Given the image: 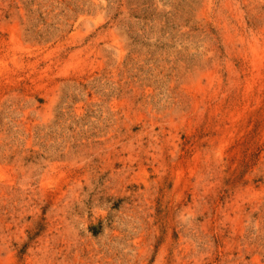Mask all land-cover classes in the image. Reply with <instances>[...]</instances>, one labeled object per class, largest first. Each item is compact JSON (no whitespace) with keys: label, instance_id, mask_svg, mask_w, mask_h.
Wrapping results in <instances>:
<instances>
[{"label":"rangeland","instance_id":"1","mask_svg":"<svg viewBox=\"0 0 264 264\" xmlns=\"http://www.w3.org/2000/svg\"><path fill=\"white\" fill-rule=\"evenodd\" d=\"M0 264H264V0H0Z\"/></svg>","mask_w":264,"mask_h":264}]
</instances>
